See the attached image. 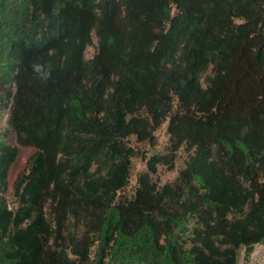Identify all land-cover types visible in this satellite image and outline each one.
Instances as JSON below:
<instances>
[{
    "label": "trees",
    "instance_id": "trees-1",
    "mask_svg": "<svg viewBox=\"0 0 264 264\" xmlns=\"http://www.w3.org/2000/svg\"><path fill=\"white\" fill-rule=\"evenodd\" d=\"M4 114L0 264H238L264 243V0H0ZM167 121L122 196L131 137Z\"/></svg>",
    "mask_w": 264,
    "mask_h": 264
},
{
    "label": "rangeland",
    "instance_id": "rangeland-1",
    "mask_svg": "<svg viewBox=\"0 0 264 264\" xmlns=\"http://www.w3.org/2000/svg\"><path fill=\"white\" fill-rule=\"evenodd\" d=\"M95 45H90L87 48V57H92L95 52ZM7 122V114H4L0 119V125L5 126ZM168 121L162 124L155 132L157 143L155 145H151L149 143H141L136 141L135 137H131L130 143L137 146V149L140 151L139 154L135 155L132 158V166H131V176L129 180V184L125 189L120 191L122 196L130 197L135 193L137 187V178L141 172L146 170L147 163L146 159L142 156V151H146L147 155H150L154 152H164L166 146L169 144L170 134L167 129ZM30 149L25 150L22 157L19 159L17 164L14 167V173L12 174V180L21 172L24 168L26 160L29 156ZM187 157L184 149L179 151V156L175 161L174 167L167 168L165 166L158 167V177L162 182L173 181L181 168L184 167V161ZM8 200L9 205L11 207H17L19 205V201L17 197L12 193V190L8 192ZM238 264H264V243L257 244L254 248L253 253L250 255L249 259H245V249L240 250V257L238 260Z\"/></svg>",
    "mask_w": 264,
    "mask_h": 264
}]
</instances>
